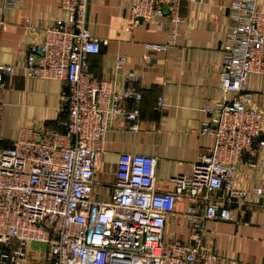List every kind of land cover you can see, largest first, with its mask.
Instances as JSON below:
<instances>
[{
	"label": "built area",
	"instance_id": "2783aa9c",
	"mask_svg": "<svg viewBox=\"0 0 264 264\" xmlns=\"http://www.w3.org/2000/svg\"><path fill=\"white\" fill-rule=\"evenodd\" d=\"M186 1L207 0H130L126 30L163 21L175 40L186 23L181 14ZM261 1H230L232 23L217 81L224 96L202 108L200 133L212 137L213 145L199 154L191 173L170 179L168 191L155 188V156L120 153L105 201L98 199L97 164L106 135L112 119L120 117L131 131L140 130L139 112L127 104L140 93L134 86L118 89L113 80L91 72L89 57L99 54L106 41L88 27L89 0H58L62 16L44 29L27 26L24 76L63 83L66 132L44 128L37 134L24 127L10 147L0 148V264H32L35 242L45 246L43 264H216L217 253L202 243L204 222L236 221L237 206L264 197L262 186H238L244 157L256 168L264 147V140L257 142L264 134V90L247 85L250 74L264 75ZM18 2L0 6V28L5 7ZM150 47L162 51L166 45ZM126 60L119 53L115 70ZM15 69L0 62V97L5 77ZM126 76L135 83L143 80L134 71ZM158 104L165 106L164 97ZM3 107L0 99V130ZM180 199L189 203L183 215L193 226L192 242L166 239L167 218ZM258 205L264 209V203Z\"/></svg>",
	"mask_w": 264,
	"mask_h": 264
},
{
	"label": "crops",
	"instance_id": "0c3cea01",
	"mask_svg": "<svg viewBox=\"0 0 264 264\" xmlns=\"http://www.w3.org/2000/svg\"><path fill=\"white\" fill-rule=\"evenodd\" d=\"M231 0H207L184 3L181 14L186 19L175 40L169 39L167 27L156 22L141 24L131 31L130 0H89L88 27L92 35L106 41L101 52L89 57L90 70L99 78L110 79L116 88L134 86L139 98L128 101L138 110L139 131L128 129L124 117L112 119L106 135L105 152L98 160L97 179L102 182L98 199L108 200V184L114 179L120 153H140L157 158L155 188L173 189L170 181L178 174H189L199 154L213 145V138L200 133L205 114L202 108L222 99L217 87L228 28L232 23ZM6 0H0V6ZM264 11V0L260 2ZM58 0H19L15 7H5L0 28V62L15 65L13 75L5 77L7 86L1 93L3 121L0 148L10 147L26 127L37 134L44 128L66 132V111L61 110L63 83L57 79L27 78L23 65L29 39L28 25L44 29L62 16ZM151 45H166L156 51ZM119 53L126 63L115 70ZM143 75L140 83L131 82L127 74ZM252 90H264V75L250 74ZM230 97L233 94L229 95ZM164 97L165 106L158 104ZM264 140V134L257 142ZM247 155L240 166L238 186L252 190L264 188V147L256 157V168L248 164ZM237 206L236 221L206 220L203 245L218 255L216 264H264V209L258 204ZM188 201L180 199L175 213L167 218L166 239L194 241L191 222L183 215ZM42 243H32V264H43Z\"/></svg>",
	"mask_w": 264,
	"mask_h": 264
}]
</instances>
